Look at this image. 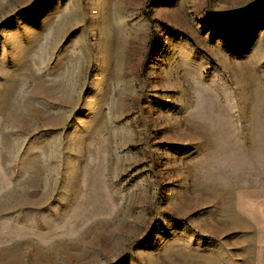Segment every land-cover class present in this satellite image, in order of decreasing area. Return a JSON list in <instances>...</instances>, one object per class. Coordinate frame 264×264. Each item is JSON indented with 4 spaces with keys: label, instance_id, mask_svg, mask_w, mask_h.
I'll return each instance as SVG.
<instances>
[{
    "label": "rangeland",
    "instance_id": "1",
    "mask_svg": "<svg viewBox=\"0 0 264 264\" xmlns=\"http://www.w3.org/2000/svg\"><path fill=\"white\" fill-rule=\"evenodd\" d=\"M264 194V0H0V264H231Z\"/></svg>",
    "mask_w": 264,
    "mask_h": 264
},
{
    "label": "crops",
    "instance_id": "2",
    "mask_svg": "<svg viewBox=\"0 0 264 264\" xmlns=\"http://www.w3.org/2000/svg\"><path fill=\"white\" fill-rule=\"evenodd\" d=\"M235 201L247 218V245L231 253V264H264V194L247 191Z\"/></svg>",
    "mask_w": 264,
    "mask_h": 264
}]
</instances>
